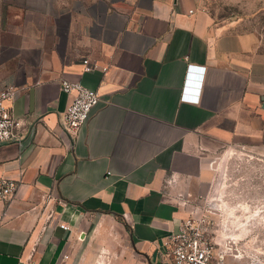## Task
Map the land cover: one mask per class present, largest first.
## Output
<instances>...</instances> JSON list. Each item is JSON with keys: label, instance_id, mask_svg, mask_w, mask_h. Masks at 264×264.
<instances>
[{"label": "crops", "instance_id": "obj_1", "mask_svg": "<svg viewBox=\"0 0 264 264\" xmlns=\"http://www.w3.org/2000/svg\"><path fill=\"white\" fill-rule=\"evenodd\" d=\"M205 2L0 0V92L16 89L23 125L0 144V181L17 185L0 264H170L218 153L264 139V38ZM190 65L196 102L181 98ZM62 81L99 96L75 137Z\"/></svg>", "mask_w": 264, "mask_h": 264}, {"label": "rangeland", "instance_id": "obj_2", "mask_svg": "<svg viewBox=\"0 0 264 264\" xmlns=\"http://www.w3.org/2000/svg\"><path fill=\"white\" fill-rule=\"evenodd\" d=\"M205 12L264 38V0H206ZM213 180L199 200L209 219L211 264H264V139L216 156Z\"/></svg>", "mask_w": 264, "mask_h": 264}, {"label": "built area", "instance_id": "obj_3", "mask_svg": "<svg viewBox=\"0 0 264 264\" xmlns=\"http://www.w3.org/2000/svg\"><path fill=\"white\" fill-rule=\"evenodd\" d=\"M83 64L86 72L96 68L87 60L83 61ZM203 72L204 68L191 65L187 67L186 81L181 96L183 101H197L191 86L194 85L197 78L203 75ZM61 89L73 97L61 121V128L70 137H75L87 121L91 110L97 105L99 96L96 91L86 89L76 82L62 81ZM17 94L16 89L12 87L5 88L0 92V144L19 140L22 137L17 134V130L23 126L22 122L13 118L5 105L7 101H13ZM16 189L17 185L14 181H0V200L11 199ZM209 224L208 216L204 215V212L192 211L184 219L177 233L169 237L166 243L170 250V264H211L216 260L214 246L207 238ZM60 228L68 230V227L64 225H60Z\"/></svg>", "mask_w": 264, "mask_h": 264}]
</instances>
